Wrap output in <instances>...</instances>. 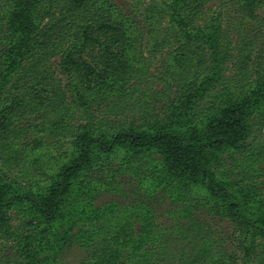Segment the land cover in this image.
<instances>
[{
	"label": "rangeland",
	"instance_id": "1",
	"mask_svg": "<svg viewBox=\"0 0 264 264\" xmlns=\"http://www.w3.org/2000/svg\"><path fill=\"white\" fill-rule=\"evenodd\" d=\"M4 1L0 0V5ZM40 1L36 22L44 24L58 19V5L53 15L47 13L50 2ZM57 1H61L59 6L64 4V0ZM162 1L117 0V3H131L136 19L143 21V12ZM242 4L240 0L207 2V12L197 24L212 35L207 42L211 70L203 88L190 97L188 105V99L177 100L178 85L166 72L172 61L171 52L178 44L172 36L175 21L169 18L168 9L162 19L158 17L161 21H155L153 31L146 26L141 29L139 53L130 54L133 66L142 68V73L136 75L121 100L115 97L100 110H86L73 101L69 79L60 72L58 64L65 44L37 51L36 56L44 54L38 65L26 60L15 66L7 75L6 86L0 90V109L13 102L18 85L28 80L35 85L41 78L50 83L51 107L46 115L30 109L17 113L15 123L27 128L26 134L16 130L14 138L0 141V185L7 184L8 190L16 195L38 196L60 168L79 155L83 136L106 140L120 130H154L172 121L177 122L173 128L182 130L184 117L189 113L188 117L194 115L195 120L202 122L212 106L215 105L212 112H219L227 91L240 97L264 91V4L259 6L256 18L244 15ZM128 8L125 5L120 9L126 12ZM1 13L2 7L0 38L5 29ZM27 87L28 84L25 90ZM246 123V146L206 149L199 157L211 171L212 187L166 174L147 179L145 167L138 168L135 163L130 169L124 164L123 149L104 151L97 143L91 144L88 165L72 177L70 192L54 219H45L32 211L31 201L1 209L0 264L92 262L95 245L102 241V236L93 234L101 231L98 224H102L107 236L120 230L124 255L115 264L138 262L137 254L133 261L127 260L138 237L148 241H145L148 253L155 251L144 264L226 261L229 247L210 256L204 243L206 236L218 240L225 248L242 239L255 246L256 251L264 249V229L261 226L257 229V223L249 219L244 204L247 195L251 197L248 200L251 205L264 203V157L257 160L247 147L264 140V103L254 108ZM36 140L41 144L35 150L24 146L25 142ZM207 230L211 234H203ZM85 233L90 240L85 239ZM154 236L158 238L156 241Z\"/></svg>",
	"mask_w": 264,
	"mask_h": 264
},
{
	"label": "trees",
	"instance_id": "2",
	"mask_svg": "<svg viewBox=\"0 0 264 264\" xmlns=\"http://www.w3.org/2000/svg\"><path fill=\"white\" fill-rule=\"evenodd\" d=\"M48 1L51 7L47 13L54 15L53 9L58 5L59 16L58 19L44 24L36 22L41 11L38 8L40 0H5L0 5L5 22V29L0 38V90L6 86L7 75L15 66L26 60L38 65L44 54L36 56L37 51L50 47L54 49L65 44L62 46L58 64L60 72L69 79V87L73 89V101L84 106L86 110L95 111L100 110L102 105L113 102L115 97L119 101L132 86L131 82L136 75L142 73V68L136 69L130 61V54L139 53L141 48V29L146 26L153 31V24L160 20L158 17H164L167 9L169 18L172 22L175 21L172 36L178 44L171 52L172 61L166 72L178 85L177 91L180 94L177 100L188 99V105L190 97L203 88L211 70L207 42L212 35L204 31L197 22L207 12L206 4L209 0H163L162 4L157 2L143 12V21L136 19L134 7L128 2H120L121 5H118L117 0H64V4L59 6L61 1L56 0L55 4V0ZM240 2L243 3V14L250 18L258 17V8L264 4V0ZM125 5L129 7L126 12L125 9H120ZM30 81L22 86L18 85L19 92L15 94L13 102L0 109V141L8 142L14 138L17 135L16 130L26 134L27 128L15 123V117L20 110L30 109L32 112H42L46 115L50 109V83L43 78L35 85L30 84ZM227 89L229 90L228 87ZM204 90L208 91L209 86ZM233 94L230 91L224 93L223 108L215 113L212 112L215 105L212 106L202 122L195 120L194 115L188 117L189 113L184 117L186 122L182 130L173 128L177 122L172 121L168 126L154 130H120L106 140L83 136L79 155L71 162L65 163L38 196L16 195L8 190L7 184H1L0 211L4 206L31 201L32 211L38 212L45 219H54L63 198L70 192L72 177L83 166L88 165L90 145L93 143H97L104 151L123 149L126 153L124 164L130 169L135 163L138 168L145 167L147 179L166 174L191 182H202L212 187L214 179L210 175L211 171L203 166L199 157L206 149L246 146V119L254 108L256 110L264 103L263 90L249 92L241 97ZM177 100L173 99V102ZM40 144L41 142L36 140L25 142L24 146L35 150ZM247 147L257 160L264 157V140ZM158 159L161 161L158 162ZM244 198L249 219L257 223V229H261L260 226L264 229V203L251 205L248 202L251 197L247 195ZM101 225L98 224L101 231H93V234L102 236V241L99 240L92 252V258L95 260L87 264H115L121 261L124 255L120 230L112 236H107ZM203 234L209 235L211 231H203ZM156 238L154 236L155 241ZM85 239L90 240L86 233ZM145 241L147 240L138 237L127 255V260L133 261L136 254L138 262H132L134 264H144L145 259L151 260L150 257L155 251L148 253ZM155 241L153 240V243ZM204 243L210 256L217 254L218 249L222 252L229 247L225 254L226 261H217V264H264V249L257 248L256 251L255 246L246 244L242 239L227 244L226 248L222 247L218 240L207 236ZM156 247L158 248L157 244Z\"/></svg>",
	"mask_w": 264,
	"mask_h": 264
}]
</instances>
